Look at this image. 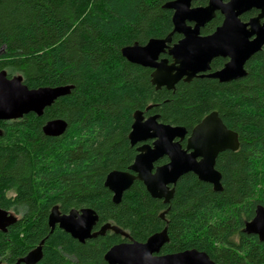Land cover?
<instances>
[{"label": "trees", "instance_id": "trees-1", "mask_svg": "<svg viewBox=\"0 0 264 264\" xmlns=\"http://www.w3.org/2000/svg\"><path fill=\"white\" fill-rule=\"evenodd\" d=\"M167 1L0 0V71L20 75L28 88L72 85L40 116L0 120V208L17 217L0 231V264L13 263L42 239L37 264H108L104 253L127 240L108 230L79 242L57 225L50 230L54 205L61 213L91 208L98 216L94 229L109 222L138 242L166 227L160 254L195 248L216 264H264V241L242 232L256 204L264 206V46L245 62L240 78L195 77L172 90L155 89L151 69L128 61L120 49L172 30ZM221 19L216 12L201 34ZM177 39L173 34L172 42ZM221 64L216 59L211 67ZM136 110L188 133L216 111L239 142L216 157L221 190L187 172L167 204L138 180L113 202L104 179L127 170L136 155L138 144L128 139ZM57 118L66 122L64 132L45 135L42 126Z\"/></svg>", "mask_w": 264, "mask_h": 264}, {"label": "water", "instance_id": "water-1", "mask_svg": "<svg viewBox=\"0 0 264 264\" xmlns=\"http://www.w3.org/2000/svg\"><path fill=\"white\" fill-rule=\"evenodd\" d=\"M192 0H170L164 7L172 10V30L164 37L149 38L144 44L134 42L121 47V55L128 61L151 69L150 82L155 89H174L180 80L188 82L195 76H206L219 82H228L245 75V62L264 46V0H207L203 6H192ZM251 8L260 12L248 23L239 16ZM219 12L223 19L208 35H201L200 28ZM182 37L171 43L172 35ZM166 54L167 57H160ZM228 60L215 71L210 62L215 57ZM72 85L42 86L28 88L20 75L8 77L0 71V120H15L33 112L40 116L45 107L55 99L70 93ZM63 119H51L42 126L48 136H59L64 132ZM130 145L136 146V155L127 170H112L105 176L104 185L112 193V201L118 203L122 193L133 181L143 183L153 198L169 203L174 194L178 178L192 172L204 182L210 183L214 191L221 190V174L215 168L218 153L238 148V136L226 127L216 111L205 115L188 133L181 125L159 121L158 114L144 116L142 111L133 113L128 134ZM149 141V142H148ZM184 141V144L182 142ZM166 157L165 163H155ZM165 212L160 214L163 218ZM17 220L16 215L0 208V231ZM98 221L96 212L88 207L70 209L61 213L54 205L48 214L50 230L55 225L71 237L84 242L102 236L106 231L119 234L126 241L109 247L103 258L108 264H216L203 251L195 248L175 253L160 254L168 241L166 227L147 237L143 242L132 239L120 227L109 222L94 229ZM242 232L255 234L264 241V206L256 204L254 215L244 222ZM42 239L39 244L11 264H37L42 257Z\"/></svg>", "mask_w": 264, "mask_h": 264}, {"label": "flooded vegetation", "instance_id": "flooded-vegetation-1", "mask_svg": "<svg viewBox=\"0 0 264 264\" xmlns=\"http://www.w3.org/2000/svg\"><path fill=\"white\" fill-rule=\"evenodd\" d=\"M224 1H227V0H224ZM259 12H260L259 9L251 8L250 10L243 12V13L239 16V19H240V21H241L242 23L246 24V23L249 22V20H250L251 18H254L255 16H257V15L259 14ZM218 13H219V12H218ZM219 14H220V13H219ZM220 15H221V14H220ZM221 16H222V15H221ZM222 19H223V17H222ZM222 19H221V22H222ZM263 21H264V15H263L262 18H260V23H262ZM221 22H220V24H221ZM207 23H208V22H207ZM207 23H206V24H207ZM206 24H205V25H206ZM220 24H218L217 26H219ZM205 25H204V26H205ZM204 26H203V27H204ZM217 26H216V27H217ZM216 27H215V28H216ZM201 28H202V27H201ZM201 28H200V29H201ZM215 28H214L210 33H208V34H211V33L215 30ZM200 34H201V32H200ZM208 34H201V35H208ZM181 37H182V35L178 34V39H177V40H179ZM177 40H176V41H177ZM176 41H175V42H176ZM172 43H174V42H172V39H171V43H170V44H172ZM160 57H167L168 59H170L169 56L166 55V54H161ZM216 59H222V64H221L220 67H218V68H216V69H212L211 64H212V62H213L214 60H216ZM227 60H228V58H226V57H221V56L213 58L212 61L210 62V69L207 70L205 73H209V72H211V71H215V70L220 69V68L224 65V63H225ZM195 77H200V76H195ZM195 77H193V78H195ZM203 77H206V76H203ZM200 78H202V77H200ZM148 142H149V141H148ZM182 144H184V141L182 142ZM166 159H167V158H166Z\"/></svg>", "mask_w": 264, "mask_h": 264}]
</instances>
